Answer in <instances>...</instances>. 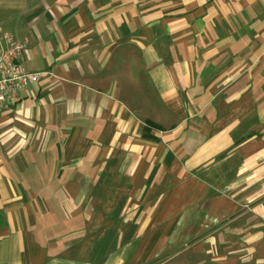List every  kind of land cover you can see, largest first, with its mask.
Instances as JSON below:
<instances>
[{"label":"crops","instance_id":"obj_1","mask_svg":"<svg viewBox=\"0 0 264 264\" xmlns=\"http://www.w3.org/2000/svg\"><path fill=\"white\" fill-rule=\"evenodd\" d=\"M44 72L0 109V264H264V0H0Z\"/></svg>","mask_w":264,"mask_h":264},{"label":"built area","instance_id":"obj_2","mask_svg":"<svg viewBox=\"0 0 264 264\" xmlns=\"http://www.w3.org/2000/svg\"><path fill=\"white\" fill-rule=\"evenodd\" d=\"M27 46L0 27V109H9L30 86L39 84L44 72L29 71L24 63Z\"/></svg>","mask_w":264,"mask_h":264}]
</instances>
